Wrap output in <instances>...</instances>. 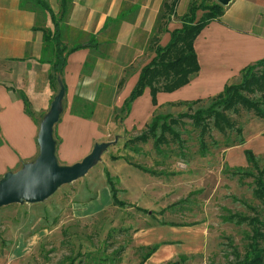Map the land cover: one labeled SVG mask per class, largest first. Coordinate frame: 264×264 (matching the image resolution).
Returning <instances> with one entry per match:
<instances>
[{
	"label": "rangeland",
	"instance_id": "rangeland-1",
	"mask_svg": "<svg viewBox=\"0 0 264 264\" xmlns=\"http://www.w3.org/2000/svg\"><path fill=\"white\" fill-rule=\"evenodd\" d=\"M190 2L208 5L216 0H182L178 12L175 11L166 25L159 16L160 7L159 12L151 16L154 21L152 29L130 34V39H127L130 46L124 51L127 62L120 75L122 85L131 81L135 85L140 69L154 56V37H158L160 45L166 41L165 32H158L157 28L165 25L169 31L173 24L180 26V16L187 12ZM202 13L198 10L196 18ZM120 31L116 25L101 32L97 49H91L88 63L77 79L65 83L61 74L57 82H52V94L48 100L37 97L29 101L32 116L27 115L36 126L37 152L32 158L22 159L14 166L0 164V177L6 171L20 169L38 155L36 137L39 124L59 90V80L66 85L60 120L53 129L59 164L70 165L80 161L96 143L110 144L87 174L61 185L44 201L0 207V264H140L147 252L146 247L154 245L156 234L165 233L168 237L171 224L193 226L200 222L207 226L205 250L162 264H227L235 259V252L243 255L251 233L246 223L226 220L228 215L235 213L264 219V206L252 193L253 179L232 176L230 172L234 170L227 169L248 168L245 149H251L260 167L263 166L264 119L238 106L228 112L230 126L219 130L209 124L201 135V127H196L188 115L207 107L210 100L174 105L182 100L170 101L160 95L157 104L152 105L149 94L143 102L144 111L135 112L134 117L130 111L125 115L122 105L116 106L120 96L119 80L112 79L111 73L106 78L101 75L100 82H93L96 86L89 94L93 101L87 102L80 96L83 81H87L85 76L91 74L92 62L100 57L122 54L121 44L126 42L116 39ZM124 33L122 31L121 35ZM78 35H81L79 39ZM89 37L78 34V31L65 30L62 40L72 46L75 42H87ZM262 72L261 69L259 74ZM240 81L241 73L227 83ZM9 87L13 88L15 96L22 91ZM139 113L141 115H137ZM166 114L175 118L182 115L179 124L174 126L179 140L171 139V135L164 132L166 141L155 146L156 136L160 134L157 130L146 141H129L145 132L146 125L155 116ZM74 120L83 122L84 125L77 124L84 132L76 143L65 148L59 126ZM5 131L11 146L26 152V142L16 137L14 128L5 126ZM240 138L243 139L241 144L238 143ZM203 144L205 148L202 151ZM9 159L11 157L0 158L7 162ZM106 170L117 189V198L124 202L123 206L112 201ZM137 207L150 212H142ZM143 264H147L146 261Z\"/></svg>",
	"mask_w": 264,
	"mask_h": 264
},
{
	"label": "crops",
	"instance_id": "crops-1",
	"mask_svg": "<svg viewBox=\"0 0 264 264\" xmlns=\"http://www.w3.org/2000/svg\"><path fill=\"white\" fill-rule=\"evenodd\" d=\"M163 1L72 0L71 9L65 19V24L71 30L78 31V34L94 35L98 41L101 32L109 31L117 25V29L121 31L116 39L126 42V44H121L122 54L115 57L112 55L110 58L100 57L92 62L91 74L85 76L87 81H83V90L80 95L85 101H93L89 95L96 86L93 82L98 83L101 81L98 80L101 75L106 78L111 73L112 79L119 80L120 96L116 106L123 105L125 96L134 86L133 81L127 85H119L122 77L120 75L123 74L124 64L127 62V54L124 51L130 46L127 39H130V34L138 30L153 28L154 21L151 16L159 12ZM19 2L20 0H0V158L11 157L9 162L0 160V164L13 166L18 161L32 158L36 154V126L23 110L22 100L17 95L15 96L8 87L13 86L22 90L31 102L37 97L48 100L52 94L48 79L51 71L50 64L38 62L42 55V31L35 30L33 27L37 25L39 16L34 11L21 9ZM47 2L53 12L58 13L59 1L47 0ZM181 2L182 0H179L176 12ZM128 16L133 17L127 18ZM173 25L169 31L180 27ZM40 27L52 28L48 16L41 20ZM122 31H125L123 36ZM169 31H165V36H167L164 44L169 39ZM80 36L78 35L77 38L79 39ZM80 43H86V41ZM194 48L199 62L197 74L191 78L189 83L172 92L158 93L156 99L160 95L168 97L170 101L195 100L213 96L219 93L225 84H228V80L237 77L244 66L264 58V0H231L228 5L223 6L222 14L218 19L211 21L197 35ZM91 49H78L67 56L61 75L65 83L81 75L88 63L87 59L91 56ZM146 90L133 101L129 112L132 117L135 112L144 111L143 102L149 94V91L146 94ZM78 119L88 121L86 118ZM81 120H74L59 126V135L66 144L65 148L76 143L81 132H84L80 127L84 125ZM5 126H12L16 137L26 142V152L23 153L15 145L11 146V140L4 135L6 134ZM169 227L168 237H165V233L156 234L153 243L158 244V247L146 259L147 264L175 261L180 256L205 250L207 240L205 222L195 223L193 226L175 224ZM147 242L146 240L145 244Z\"/></svg>",
	"mask_w": 264,
	"mask_h": 264
},
{
	"label": "trees",
	"instance_id": "trees-1",
	"mask_svg": "<svg viewBox=\"0 0 264 264\" xmlns=\"http://www.w3.org/2000/svg\"><path fill=\"white\" fill-rule=\"evenodd\" d=\"M58 1V13L53 12L47 0H20L19 2L21 9L34 11L39 16L37 25L33 27L35 30L42 31V55L38 59V62L50 64L52 71V73L48 74L50 85L52 82H57L58 76L62 74L66 65L67 56L70 53L82 48L97 49L98 45L94 35H91L89 40L82 44L74 43L72 46H68L63 42L62 36L64 31L71 30L65 24V19L71 9L72 0ZM178 2L179 0H164L162 2V10L159 16L165 20V25L175 14ZM198 10H202L203 13L199 18H196V12ZM222 10L223 6L217 2L208 5L190 2L187 12L180 16V27L169 31V39L166 44L160 45L158 37H154V56L140 69L135 85L129 95L124 99L121 110L125 115L130 111L133 101L141 96L144 90L148 89L151 104L156 105V96L158 93H169L189 83L191 78L199 71V62L194 48V40L205 26L211 21L218 19L222 14ZM47 16L50 18L52 28L40 27L39 21ZM40 17H42L41 20ZM165 25L159 26L157 31L167 32L168 30ZM261 69L263 70L261 75H264V58L244 66L240 71L241 81L239 83L225 84L223 89L213 96L179 101L174 103V105H191L210 100L207 107L199 108L194 114L188 115V118L191 119L196 127H201V135L206 132L209 124L219 130L230 126L228 112L238 106L250 110L256 117L264 119V94H262L264 76L259 74ZM122 82L123 80L121 79L119 85ZM8 89L13 90L11 87H8ZM258 93L259 96L257 97L256 94ZM17 96L23 102L25 113L32 116L30 102L25 93L18 91ZM180 116L182 115L176 118L169 114L165 116L157 115L146 125L147 129L145 132L129 141H146L157 130H160V134L156 136L155 146H159L166 141L164 132L171 135V139L179 140V133L175 131L174 126L179 124ZM238 143H243V139L240 138ZM201 147L203 151L205 148L204 144ZM244 155L248 163L247 169L243 170L240 167H227V169L234 170L230 174L240 179L251 177L254 185L252 189L253 196L264 206V164L260 167L251 149H245ZM106 181L109 185L114 204L123 206L124 202L117 198V189L107 170ZM137 208L145 213L150 212L146 208ZM226 220L236 224L246 223L251 230V233L247 237L248 242L243 255L240 256L239 253L235 252V259L227 264H264V219H261L260 216H245L230 213ZM157 247L158 244L147 246V252L144 254L140 264H143Z\"/></svg>",
	"mask_w": 264,
	"mask_h": 264
},
{
	"label": "water",
	"instance_id": "water-1",
	"mask_svg": "<svg viewBox=\"0 0 264 264\" xmlns=\"http://www.w3.org/2000/svg\"><path fill=\"white\" fill-rule=\"evenodd\" d=\"M231 0H216L222 6ZM65 85L59 80V90L50 103L48 112L39 124L36 142L38 155L16 171H6L0 177V207L18 203L42 202L61 185L81 177L100 160L101 154L110 142L94 144L91 151L80 161L70 165L59 164L56 157V142L53 129L62 112Z\"/></svg>",
	"mask_w": 264,
	"mask_h": 264
}]
</instances>
